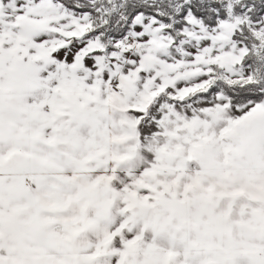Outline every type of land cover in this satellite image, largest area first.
<instances>
[{
    "label": "snow or ice",
    "instance_id": "1",
    "mask_svg": "<svg viewBox=\"0 0 264 264\" xmlns=\"http://www.w3.org/2000/svg\"><path fill=\"white\" fill-rule=\"evenodd\" d=\"M0 264H264V0H0Z\"/></svg>",
    "mask_w": 264,
    "mask_h": 264
}]
</instances>
